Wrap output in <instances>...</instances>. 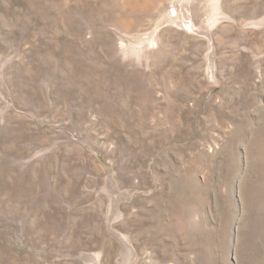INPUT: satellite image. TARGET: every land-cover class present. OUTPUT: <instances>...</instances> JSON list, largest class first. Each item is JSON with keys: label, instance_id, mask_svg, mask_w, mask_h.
I'll list each match as a JSON object with an SVG mask.
<instances>
[{"label": "rangeland", "instance_id": "obj_1", "mask_svg": "<svg viewBox=\"0 0 264 264\" xmlns=\"http://www.w3.org/2000/svg\"><path fill=\"white\" fill-rule=\"evenodd\" d=\"M0 0V264H264V0Z\"/></svg>", "mask_w": 264, "mask_h": 264}, {"label": "bare ground", "instance_id": "obj_2", "mask_svg": "<svg viewBox=\"0 0 264 264\" xmlns=\"http://www.w3.org/2000/svg\"><path fill=\"white\" fill-rule=\"evenodd\" d=\"M139 2L142 8H145L146 10H150V9H153L157 0H139Z\"/></svg>", "mask_w": 264, "mask_h": 264}]
</instances>
